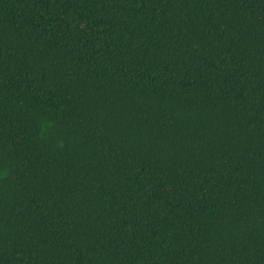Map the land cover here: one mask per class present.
Instances as JSON below:
<instances>
[{
    "label": "trees",
    "instance_id": "1",
    "mask_svg": "<svg viewBox=\"0 0 264 264\" xmlns=\"http://www.w3.org/2000/svg\"><path fill=\"white\" fill-rule=\"evenodd\" d=\"M0 264H264V0H0Z\"/></svg>",
    "mask_w": 264,
    "mask_h": 264
}]
</instances>
